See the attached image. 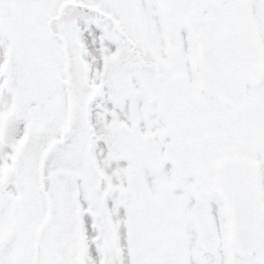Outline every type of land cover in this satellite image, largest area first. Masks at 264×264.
Segmentation results:
<instances>
[{"label": "snow or ice", "instance_id": "obj_1", "mask_svg": "<svg viewBox=\"0 0 264 264\" xmlns=\"http://www.w3.org/2000/svg\"><path fill=\"white\" fill-rule=\"evenodd\" d=\"M0 264H264V0H0Z\"/></svg>", "mask_w": 264, "mask_h": 264}]
</instances>
